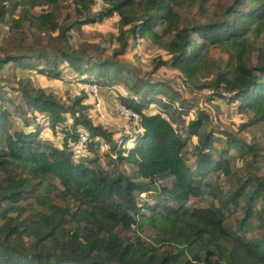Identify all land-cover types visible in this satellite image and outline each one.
I'll return each instance as SVG.
<instances>
[{"label":"trees","instance_id":"1","mask_svg":"<svg viewBox=\"0 0 264 264\" xmlns=\"http://www.w3.org/2000/svg\"><path fill=\"white\" fill-rule=\"evenodd\" d=\"M7 1V6L0 4V23L10 32L19 33L28 22L40 34L58 33L49 51H34L32 43L20 45L23 52L0 55V70L10 63L58 78L60 64L66 62L84 84L123 86L121 104L132 119L138 116V129L117 142L86 113L84 92L65 103L30 81L18 88L25 109L20 103L15 107L22 126H31L29 119L33 126L13 128L0 84V264H264V174L256 164L262 156L258 145L227 131L224 139L214 135L207 129L209 114L201 110L178 129L189 102L118 58L130 39L149 38L169 55L168 60L152 59V73L169 62L186 82L211 77L198 88L227 95L226 100L248 113L247 124L264 125V43L256 45L253 39L264 33V0H231L217 9L213 0H198L211 16L191 23H183L177 0H101L92 15L88 12L95 0H73L81 17L65 26L52 11L32 12L58 0ZM113 14L120 21L118 46L110 55L97 53V44L70 43L71 29ZM211 49L227 53L224 65L210 55ZM30 112L46 117L51 130L63 124L60 145L41 135L43 126ZM79 127L87 134L88 153L95 154L94 146L103 140L115 154L113 161L133 171H109L96 154L77 157L68 141L78 139ZM192 136L193 166L186 159ZM129 140L132 144L126 146ZM220 143L227 147L218 148ZM230 149L242 154L246 171L235 176L234 189L222 190L209 178L233 175ZM205 193L212 196L210 204L188 206L191 198ZM147 194L153 201L143 198ZM240 200L243 215L232 229L226 219ZM26 209L30 212L22 217ZM253 227L257 233L248 235ZM118 228L135 233L122 237ZM148 228L155 232L151 240L142 235Z\"/></svg>","mask_w":264,"mask_h":264},{"label":"rangeland","instance_id":"2","mask_svg":"<svg viewBox=\"0 0 264 264\" xmlns=\"http://www.w3.org/2000/svg\"><path fill=\"white\" fill-rule=\"evenodd\" d=\"M177 8L181 12L183 23L191 22H206L209 18L208 15L203 12L202 9L198 6V0H177ZM231 0H213V8L223 7L226 4L230 3ZM5 6L8 5L7 0H0V4ZM102 2L98 5L95 1L88 15H92L98 12L101 8ZM52 11L55 14V17L58 23L62 26L67 25L69 21L76 20L80 15L77 14L75 9V4L73 0H58L56 4L50 5L47 3L38 5L32 9L33 13L39 14L42 12ZM205 11V10H204ZM118 21L119 17L116 14H113L110 17H105L100 21L94 23H86L80 27L79 30L71 29L69 31V41L73 46H81L84 43L97 44L99 45L97 53L101 56H108L112 51L118 46L115 36L118 34ZM57 31L48 32V33H39L35 28L28 26V22H23L22 30L19 33L10 32L7 25L0 23V55L4 53H17L23 52L24 48L22 46L35 44L34 51L46 49L50 50L49 46L52 44V39L57 35ZM196 37V36H194ZM255 44L264 43V33L260 34L258 37H253ZM21 47L19 48V46ZM210 55L214 59H219L220 65H224L227 60V53L218 49H211ZM156 57H161L164 60H168L169 55L166 51L155 44L149 38H138L135 41L129 40L128 47L126 51L119 55L118 58L132 66V68L144 78H151L156 81H161L166 83L171 92H176L179 95V98H184L189 102L187 107H189V112L184 114L181 119L178 129H182V124L185 125L188 119L193 118L196 115L197 111H204L209 114L210 122L207 125V129L213 130L214 135H219L224 139L223 131L231 132L232 134H237L244 140L246 143H253L258 145L261 150L262 156L258 158L256 164L260 168V173L264 174V125L261 123L257 124H247L248 113L241 112L238 109L237 103L229 102L226 100L228 96L221 98L212 93V90L209 88L199 89L198 85L201 83H207L210 81L211 77L200 76L195 80V84L186 82L181 74V72L170 65L168 62L165 65H161L154 73H152V59ZM256 52L253 54V59L255 60ZM61 74L57 78L55 76H47L39 74L35 69H25L15 66L8 63L0 70V84L3 86L2 95H3V106L8 110L9 119L13 122V128L19 127H31L33 126H22L23 117L19 112L16 111V104L20 103L22 108L25 109V105L19 99V86L21 83L30 81L31 84L36 88H42L47 93H52L57 100L62 102L69 103L75 96H79L81 92H84L86 97L83 99L82 104L88 106L86 113L92 119L94 124H99L103 128L109 130L112 133V137L115 141L119 142L123 137H130L135 135L138 126V116H134V119L131 118V111H128L123 114L120 111L121 101L120 95L124 93L123 86L114 85L110 90V87H103L109 89L107 93V99L102 97L99 94V89L94 93L93 83H85L78 78L77 73H75L70 66L63 62L60 64ZM91 85V86H90ZM93 86V87H92ZM92 87V90L90 89ZM12 96V100H8V97ZM179 98L177 100H179ZM110 99V101H109ZM109 101V102H108ZM113 106V109L111 108ZM154 109V105L150 107V110ZM112 110L114 111L112 113ZM34 113L35 118L43 126L41 135L48 140L53 141L56 144L60 145V142L63 139V132L60 130L63 127V124L58 125L54 130H51L47 125V118L37 112ZM68 118L67 125L71 123V118L67 114ZM183 121V122H182ZM80 132L86 134L85 130L81 127L78 128ZM99 143L94 146L95 154L98 157V162L104 168L109 171L121 170L127 174L133 171V167L128 164H118L114 162L115 154L111 149H109V143L104 142L103 140H98ZM196 142V137H190L187 144V153L186 159L187 163L191 166L194 165V156L191 153L193 148V143ZM126 146L131 145V141H127ZM218 148L227 147L223 143L217 144ZM93 152L85 153L82 157L88 155L94 157ZM229 157L231 158L233 175L226 177L220 175L216 178V174H212L209 178V181L213 183L216 187L226 190L234 189L236 187L235 176L239 174H244L246 171V166L244 165L243 156L240 152L235 151L234 149L229 150ZM245 157V156H244ZM246 158H249L246 156ZM112 159V160H111ZM60 186V185H59ZM37 190V189H36ZM142 197V195L140 196ZM150 201H153L154 197L149 196L148 194L143 197ZM212 196L210 193H205L200 198H191L188 202V206L197 207V206H206L212 201ZM55 201L63 205V201L60 198L55 199ZM31 202V199L22 202L23 207H26V203ZM243 201L238 202V206L233 208L229 212L226 224L232 229L235 228V220L238 217L243 215L241 209ZM257 205V204H256ZM38 208V207H37ZM30 212L29 209L22 214V217L27 215ZM11 216L15 215V212L10 213ZM3 220L0 218V225ZM253 224H255V219H253ZM248 231V235L257 233V229L253 227ZM118 233L122 237H131L135 231L134 229L125 230L122 228L117 229ZM147 239H152L155 232L148 228L142 234Z\"/></svg>","mask_w":264,"mask_h":264},{"label":"built area","instance_id":"3","mask_svg":"<svg viewBox=\"0 0 264 264\" xmlns=\"http://www.w3.org/2000/svg\"><path fill=\"white\" fill-rule=\"evenodd\" d=\"M95 1L99 5L101 0H95ZM93 86H92L94 88L93 91L95 93L97 91L96 89H99V87L96 84H93ZM92 87H90L91 90H92ZM120 111L123 114V112L126 113L128 111V109L124 105H121ZM86 140H87V134L80 132L79 137L76 141H72V140L68 141V146L73 149V151L77 157L82 156L85 153V151H87L86 150Z\"/></svg>","mask_w":264,"mask_h":264},{"label":"crops","instance_id":"4","mask_svg":"<svg viewBox=\"0 0 264 264\" xmlns=\"http://www.w3.org/2000/svg\"><path fill=\"white\" fill-rule=\"evenodd\" d=\"M27 70H29V69H27ZM118 86H120V85H118ZM112 87H114V86H111L110 87V90L112 89ZM109 89L107 90V89H105V88H103V87H99V94L102 96V97H104L105 99H107V93H109V91H110ZM113 90V89H112ZM111 92V91H110ZM124 93H125V89H124ZM124 93H122V94H124ZM109 101H110V99H109ZM108 101V102H109ZM111 102V101H110ZM112 109H113V106L111 107ZM114 111L112 110V113H113ZM132 144V143H131Z\"/></svg>","mask_w":264,"mask_h":264}]
</instances>
